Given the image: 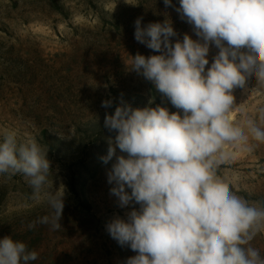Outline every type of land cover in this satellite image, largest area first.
Segmentation results:
<instances>
[{
  "label": "clouds",
  "instance_id": "9594fccd",
  "mask_svg": "<svg viewBox=\"0 0 264 264\" xmlns=\"http://www.w3.org/2000/svg\"><path fill=\"white\" fill-rule=\"evenodd\" d=\"M171 6V0H164ZM181 19L200 39L177 35L171 22L135 21L134 37L154 52L132 57L130 70L151 81L179 111L165 106L121 105L105 116L111 194L121 208L138 204L107 224L121 246L136 252L127 264H264L251 246L264 233V204L236 195L218 169L237 157L234 149L264 144V108L235 122L234 90L250 78L264 88V0H179ZM218 53L209 65L210 45ZM110 107L111 101L102 102ZM246 113V109L241 108ZM117 149L121 154H117ZM48 148L35 136H0V176L23 175L39 199L46 193L49 215L29 223L61 228L66 189H46L51 175ZM126 189H130V192ZM38 253L11 236L0 238V264H31Z\"/></svg>",
  "mask_w": 264,
  "mask_h": 264
},
{
  "label": "rangeland",
  "instance_id": "374dc122",
  "mask_svg": "<svg viewBox=\"0 0 264 264\" xmlns=\"http://www.w3.org/2000/svg\"><path fill=\"white\" fill-rule=\"evenodd\" d=\"M177 8L179 0L167 7L164 0H0V136L8 129L19 140L35 136L51 161L46 189H66L61 228L37 223L30 230L29 223L52 211L46 193L35 198L23 175L0 176V238L11 236L37 251L31 264H127L137 254L107 231L112 219H127L140 206L121 208L111 194L108 172L115 157L107 164L102 157L116 133L104 122L121 105L179 111L129 69L137 53L160 54L136 41L138 18L141 27L171 22L177 33L173 44L185 34L200 39ZM218 51L210 45L206 69ZM256 84L253 77L247 89L234 90L233 121L245 115L258 120L264 88ZM105 100L110 107L102 106ZM234 151L237 157L217 174L236 195L264 204V144ZM251 246L264 257V233Z\"/></svg>",
  "mask_w": 264,
  "mask_h": 264
}]
</instances>
